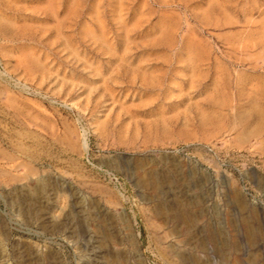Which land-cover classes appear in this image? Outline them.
<instances>
[{
  "label": "rangeland",
  "instance_id": "obj_1",
  "mask_svg": "<svg viewBox=\"0 0 264 264\" xmlns=\"http://www.w3.org/2000/svg\"><path fill=\"white\" fill-rule=\"evenodd\" d=\"M117 257L264 264V0H0V264Z\"/></svg>",
  "mask_w": 264,
  "mask_h": 264
},
{
  "label": "bare ground",
  "instance_id": "obj_2",
  "mask_svg": "<svg viewBox=\"0 0 264 264\" xmlns=\"http://www.w3.org/2000/svg\"><path fill=\"white\" fill-rule=\"evenodd\" d=\"M254 130V129H253ZM249 132V131H248ZM242 139V138H241ZM158 213V212H157ZM159 214H162V212H161V210H159ZM245 223H246V225H247V227L249 228V231H250V233H251V235L252 236H254L255 235V233H254V231L252 230V227H251V222L249 221V220H245ZM215 232V231H214ZM129 241L131 240V241H136V242H138L139 243V241H138V237H140V235H138V234H135V233H133L132 231H130L129 233ZM140 234V233H139ZM172 238V240H174V242H176L177 244H184V243H186V241L184 240V239H180V237H178L176 234H175V232H174V230H171V231H169L168 232V234H167V238ZM210 237V236H209ZM165 239V238H164ZM163 242H164V240H162L161 239V244H163ZM130 243V242H129ZM131 243H133V242H131ZM166 244V243H165ZM169 245H168V251L170 252V253H173V254H176L177 256H179V251H178V246H175V244L174 243H171V242H169L168 243ZM138 246V245H137ZM167 246V245H166ZM136 250V249H135ZM117 251V250H116ZM139 251H140V248H139ZM168 254V253H167ZM117 256V255H116ZM116 256H115V258H116ZM119 257V256H118ZM117 257V258H118ZM138 257H139V259H141L142 260V258H141V254L139 255L138 254ZM122 258V257H121ZM114 259V258H113ZM123 259V258H122ZM114 261V260H113ZM122 262H123V260H122ZM114 263L115 264H120L121 263V259L120 258H118L117 260H115L114 261ZM192 263V262H191ZM123 264V263H122ZM142 264H144V263H142ZM236 264H238V263H236Z\"/></svg>",
  "mask_w": 264,
  "mask_h": 264
}]
</instances>
